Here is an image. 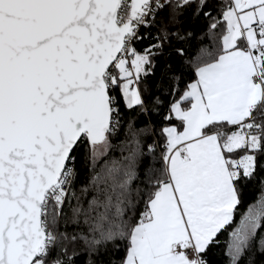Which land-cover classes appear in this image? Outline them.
<instances>
[{
	"label": "snow or ice",
	"instance_id": "1",
	"mask_svg": "<svg viewBox=\"0 0 264 264\" xmlns=\"http://www.w3.org/2000/svg\"><path fill=\"white\" fill-rule=\"evenodd\" d=\"M189 10L217 41L196 58ZM125 124L127 155L77 194L82 151L94 169ZM257 180L264 0H0V264H209ZM262 232L264 199L229 264H264Z\"/></svg>",
	"mask_w": 264,
	"mask_h": 264
},
{
	"label": "trees",
	"instance_id": "2",
	"mask_svg": "<svg viewBox=\"0 0 264 264\" xmlns=\"http://www.w3.org/2000/svg\"><path fill=\"white\" fill-rule=\"evenodd\" d=\"M186 23L184 25V30L191 32L192 35L180 46H182L190 58H196L197 55L200 52L201 48H207L209 51H212L215 49L217 41H214L211 39L206 33L208 31L207 25L208 20H206L203 16L199 18H194L192 16V10H189L186 13L185 16ZM148 44V41L145 40L142 43L138 44V48H143ZM177 62L178 61H174ZM159 75V72L157 73ZM156 124H159V120L155 117H153ZM137 127H144V118H141L139 121L136 122ZM127 125H124V128L116 135L111 137V143L113 145V148L108 151L107 155H102L98 162L96 167L93 169L91 167V161L88 160L87 163L85 162V153L82 151L81 158L79 161V167L81 168V180L80 183L76 186V192L77 194H80V190L84 187L89 186L90 181L92 177L96 174L103 175V170L105 167V164H110L113 160H119L123 155H127V152H121V144L125 141V131H126ZM100 188H104L105 185L101 184L99 186ZM94 190L90 191L87 195L82 197V203L84 204V207H87V201H90L93 198V195H97ZM100 199L103 201L104 196L103 194H99ZM264 199V193L261 191V185L259 183V180L249 184L247 188L245 189L244 196H243V202L239 208V211L236 214L234 223L232 226L228 228L227 231L223 232L219 236V243L212 247L211 251L207 254L206 259L208 260L209 264H229V257L227 256V248L228 244L230 242V232L234 230L236 226L239 225V221L242 218V216L247 212V209L249 206L257 203L258 200ZM77 204L76 200L72 201L71 206L67 203L64 206L63 214L66 217L72 216V208L75 207ZM99 211H103V208H100ZM114 211V209H113ZM60 229L63 231L65 230V225L61 221L60 223ZM77 225L69 223L67 225L68 231H74L76 230ZM261 235H264V232L261 233ZM259 245V238L257 240V246ZM254 257L257 259L258 264H261L260 258L258 255L254 253ZM103 264H108L109 257L104 256L102 257ZM77 264H87V256L81 255L77 259Z\"/></svg>",
	"mask_w": 264,
	"mask_h": 264
}]
</instances>
